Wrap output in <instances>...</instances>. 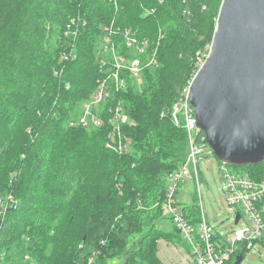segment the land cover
I'll use <instances>...</instances> for the list:
<instances>
[{
    "label": "trees",
    "instance_id": "trees-1",
    "mask_svg": "<svg viewBox=\"0 0 264 264\" xmlns=\"http://www.w3.org/2000/svg\"><path fill=\"white\" fill-rule=\"evenodd\" d=\"M215 1L219 0H0V115H5L3 121L10 124L25 111H33L35 121L33 132L28 131L33 138L25 143L24 153L16 156L17 150L10 154L12 148L6 147L0 160V172L5 176L0 179V203L6 196H13L15 201L14 206L9 203L0 207L4 214H0V251H16V264H28L29 259L39 260V256L41 259L43 250L46 252V246L53 242L46 231L55 232L62 226L60 223L53 229L51 224L47 229L46 225H35L30 231L25 227L21 231L24 218L19 207H33L37 218L39 205L45 200L50 204L55 198L61 199L63 194L64 200L57 203L61 209L53 212L65 211L67 224L71 225L76 222L74 213L78 210L77 204L69 203L71 196L92 180L96 179L97 184L106 162L112 179L110 189L86 197L85 212L60 264H109L121 257L125 264H145V259L162 264L156 256L155 239L162 236L180 240V235L175 229L177 234L157 230L155 222L163 217L166 176L184 161L188 145L186 130L173 124L170 113L160 110L167 98L164 71L152 73L156 67H145L140 75L144 79L141 91L134 85L138 78L125 75V87L112 91L102 104L106 111L100 114L102 125L96 129L99 139H93L79 124L72 125L68 136H61L53 121L57 117L59 121L66 120L64 95L72 91V86L83 91L94 87V91L95 81L107 71L101 65L105 28L111 29L110 40L120 46L119 54L131 57L122 40V33L130 30L139 40L148 42L146 55L155 52L158 60L168 36L163 30L165 21L172 19L190 32L197 15L200 18L207 11L206 16L216 14V27L221 0L217 8L211 6ZM71 51L69 59L63 61L62 53ZM146 55L141 59L146 61ZM177 98L174 96V101ZM84 101L76 108L71 102L69 110L79 115ZM117 104L135 122V127L124 122L120 126L122 135L129 140L126 153L106 146L111 130L109 109ZM36 137L41 139L39 146V139L35 145ZM33 146L36 151L28 156ZM49 166L52 178L47 176ZM230 166L255 180L264 177V160ZM6 167L13 172L9 174ZM164 169L167 172L161 174ZM50 179L60 191L47 188ZM182 210L187 213L188 208L183 206ZM11 214L18 218L14 223L8 219ZM44 215L49 219L48 212ZM191 219L197 222V217ZM25 232L32 235L28 241L23 236ZM35 234L40 237L39 245Z\"/></svg>",
    "mask_w": 264,
    "mask_h": 264
},
{
    "label": "rangeland",
    "instance_id": "rangeland-1",
    "mask_svg": "<svg viewBox=\"0 0 264 264\" xmlns=\"http://www.w3.org/2000/svg\"><path fill=\"white\" fill-rule=\"evenodd\" d=\"M219 1L218 3H216V1L213 2L211 6L217 8ZM206 13L207 11H205L200 18L197 15L196 20H194L192 23L194 24L192 27L193 29L190 32H187L185 28L182 29L183 27L181 28L178 25V22H175L172 19L165 21V23L163 24V30L168 36L163 41L162 50H161L162 54L160 58L158 60L156 59L155 52H153L151 56H149V53L148 55L145 54L147 56L146 60H150V59L154 60V63L150 64V66L158 68V69L154 68L151 71L152 73L155 70H157V73L164 71V75L162 76V81L167 86V94H164L165 96H167V98L165 99V102L163 101L164 106L162 105L163 108H160V110L163 109L164 110L163 113L165 114L168 115L169 113L171 114L174 105L178 102L180 98L183 97L184 92L188 90L189 84L193 76L204 62V58L202 57V55L210 51L208 49H210V42H211L210 40L212 39L211 36H212V32L214 31V28L211 27V25L214 24L213 26L215 27L214 22H215L216 14H211L206 16ZM148 21H143V22L146 23ZM160 21L163 20H159V23ZM154 36L155 33L151 35V38L153 39ZM118 48H120L119 45ZM57 56L59 59V54H57ZM143 81L144 79L142 80V78L140 79V77L136 79V81H134L135 82L134 85L137 87L136 88L137 90L141 91ZM93 88L91 87V89H87L86 91H83V90H78L76 89V87L72 86V91L64 95L66 97L64 101L67 110L66 120L62 122L59 121V118L57 117L56 119L54 118L55 121H53V124L55 125L58 124L57 127H58L59 135L63 136V134H66L68 136L69 133L73 131L71 128L72 125L78 123V119L80 115H77L78 113L77 111L74 113L73 109L71 111L69 110L70 103L72 102L75 105L74 108H76L77 104H80L84 100L87 101L91 99ZM174 96L178 97L177 98L178 100L174 101L173 99ZM170 100L171 102L170 104H168ZM96 109H99L100 112H102V114L105 113L106 111V107L104 105L97 106ZM32 112L25 111L24 113L20 114V116L22 115L21 117L19 116L18 119L14 120L10 124H6V120L5 122L3 121L4 119H6L5 115H3L2 118L0 115V138H1L0 146H2L0 148V160L2 159V155H3L2 149H6V147L12 148L10 154H12L14 150H17L16 156L24 153L25 150L24 148L26 147L25 143L33 138V134H30L28 132L29 130L33 132V127H34L33 123L35 121L34 118H32L34 112L33 113ZM179 117L180 120L182 121V115H179ZM124 123L128 125V127L129 126L135 127V122L132 119L127 118V116L125 118ZM5 129L7 130L5 131ZM96 129L98 128L87 129V131L92 134L91 137L93 139L100 138L99 135H97L98 133L96 132ZM38 139L36 137L35 145L38 144L39 146L41 139L39 140ZM37 140L38 143L36 144ZM112 149L116 150L115 148ZM128 150H129V143H128ZM128 150L126 152H128ZM33 151L34 152L36 151V147L34 146L31 148V151L29 152L28 156H30L33 153ZM188 154H189V148L187 145V152L184 161L187 160ZM217 161L218 160L216 159V157L211 153L209 156L206 157L205 160H203L199 164V174H198L199 178H197V180L195 178H193V180L187 179L185 180V182L180 184L178 189V201L181 204H183V206H186L188 208L187 211L188 213L192 212L194 214V216H191L192 218L194 217L196 218L198 216L197 219L200 220L199 216L202 210L205 215L207 223L211 227L217 228L222 233H225L232 229V211L226 205L224 201L223 193L220 190V174L217 170L218 168ZM5 170L7 172H10L9 174L13 172V170H9L7 167ZM19 171L21 173V168ZM50 172H51V167L49 166L47 167V176L49 178H52ZM165 172H167L166 169H164L161 174ZM110 176L111 175L109 174L108 163L106 162V166H104L103 172L101 173V176L97 180L98 182L97 184H94V182H96L95 179L90 181L88 185H84L83 187H81L80 190H75L73 195H72V191H70V196L71 195L72 196L70 198L69 203L78 205L77 208L78 210L76 211V213H74V217H75L74 221L76 222H73L71 225L67 224L69 223L68 221L69 219H67L68 214L65 211L53 212V210L61 209L58 207L57 203H60L59 201L64 200L63 194L61 196L62 197L61 199L55 198V200H53L52 202L53 204L52 203L48 204L46 203L45 200L44 204L39 205V207L41 208H39V210L37 211L38 214L37 218L34 215L35 211H33V207L30 210L29 208H24V206L19 207V211H21L24 218V220L21 221V231H24V227L27 231H30L31 229L35 228V225L38 226L46 225V228L48 229L49 225L51 224L54 225L53 227L54 229L57 228L60 223H62L61 228L58 230L56 229L55 232L53 230L46 231L47 236L53 238V242L46 246V252L43 250V256L41 259L40 256H39V260L29 259L28 264H60L62 262L61 255L65 252L67 246L70 245L71 243L70 240H72V234L75 230V227H78V224H80V216L83 212H85V208L83 206L86 197L90 198L91 195L94 194V192L99 190H103V191L104 189L109 190L111 186L110 182H112ZM0 179H5L3 172H0ZM196 181H198V183ZM38 182H40V180ZM92 184L96 186H93ZM47 188L51 189L52 191H60V189L57 188V186L54 184V182L51 179L48 182ZM63 192L65 191H62L61 193ZM5 198L1 201L0 207L4 205H8L10 201H14L13 196H8L6 199ZM44 198H45V194L44 197H42V199ZM3 211L5 212V209ZM47 212L49 219H46L45 215L43 216V214ZM50 217H52V220L50 219ZM8 219L10 220V222L14 223L16 216L15 215L12 216L11 214L8 217ZM46 221H50V223H46ZM31 224H33L34 226L31 227ZM155 227L157 230L162 231L164 233H168L172 231L173 233L177 234L173 230L174 226L167 217V214L165 212L163 213L162 218L156 220ZM26 234H28L29 236ZM35 235L37 237L36 243L39 245L40 237L37 234ZM23 236L26 239V241H28L29 237L32 238V235L26 232ZM178 240L179 239L168 240L162 236H159L155 239L156 256L162 264H178L181 261L182 256L186 253L185 250H187V245L183 242V240L182 241H180L181 239L179 241ZM128 245L130 246L132 244L129 243ZM4 253H5L4 251H0L1 259L3 258L2 261H0V264H16L17 261L14 260V259H18L16 251H13L12 254H8V252H6L5 254ZM143 261L146 262L145 264L153 263L150 262V259H145ZM18 263L21 264L20 261H18ZM109 264H125V260L123 257H121L118 259L110 260ZM240 264H264V246L258 244L252 250L245 252L242 262Z\"/></svg>",
    "mask_w": 264,
    "mask_h": 264
},
{
    "label": "built area",
    "instance_id": "built-area-1",
    "mask_svg": "<svg viewBox=\"0 0 264 264\" xmlns=\"http://www.w3.org/2000/svg\"><path fill=\"white\" fill-rule=\"evenodd\" d=\"M104 31L107 36L101 44L104 58L101 65L107 67V71L95 81L96 86L91 99L81 104L77 123L87 129L99 128L102 125L100 117L102 112L96 107L107 102L112 91L118 92L125 87V75L139 78L142 70L154 63L153 59L142 60L147 53L146 40H139L133 32L125 30L122 33V40L129 52L127 55L131 57L123 56L118 53V45L112 44L110 40L111 29L105 28ZM71 53L72 51L62 53V60H68ZM208 54L209 51L202 55L204 60ZM105 58L109 59V64ZM96 110L97 113H94ZM109 114L111 130L107 136L106 146L124 153L128 150L129 142L122 135L120 126L125 122L126 116L119 104L110 108ZM179 115H182V121ZM170 117L174 125L182 126L186 130L189 148L187 160L166 176V194L161 205L162 212L167 214L181 241L187 245L186 253L178 264H234L238 255L252 250L258 244L264 246V177L252 179L236 167L217 161L220 190L226 205L232 211V229L222 233L219 229L211 227L202 210L200 220L191 222L190 213H184L183 204L178 201V189L185 180L199 178V164L212 151L205 135L196 127L188 90L174 105ZM13 202L10 201V204L13 205ZM236 214L239 215L237 223Z\"/></svg>",
    "mask_w": 264,
    "mask_h": 264
},
{
    "label": "water",
    "instance_id": "water-1",
    "mask_svg": "<svg viewBox=\"0 0 264 264\" xmlns=\"http://www.w3.org/2000/svg\"><path fill=\"white\" fill-rule=\"evenodd\" d=\"M188 99L219 162L264 160V0L221 1L209 54L189 84ZM241 262L238 255L234 264Z\"/></svg>",
    "mask_w": 264,
    "mask_h": 264
},
{
    "label": "bare ground",
    "instance_id": "bare-ground-1",
    "mask_svg": "<svg viewBox=\"0 0 264 264\" xmlns=\"http://www.w3.org/2000/svg\"><path fill=\"white\" fill-rule=\"evenodd\" d=\"M237 223V222H236Z\"/></svg>",
    "mask_w": 264,
    "mask_h": 264
}]
</instances>
